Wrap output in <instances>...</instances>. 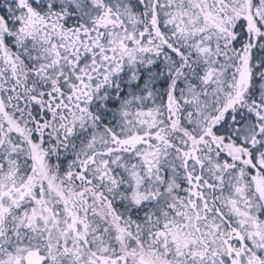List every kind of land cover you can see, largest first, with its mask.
Returning a JSON list of instances; mask_svg holds the SVG:
<instances>
[{
	"label": "snow or ice",
	"instance_id": "obj_1",
	"mask_svg": "<svg viewBox=\"0 0 264 264\" xmlns=\"http://www.w3.org/2000/svg\"><path fill=\"white\" fill-rule=\"evenodd\" d=\"M0 264H264V0H0Z\"/></svg>",
	"mask_w": 264,
	"mask_h": 264
}]
</instances>
